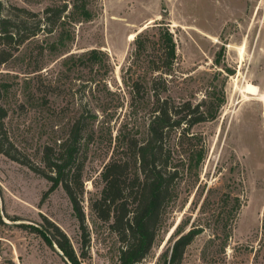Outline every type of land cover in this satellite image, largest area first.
<instances>
[{
  "label": "rangeland",
  "instance_id": "374dc122",
  "mask_svg": "<svg viewBox=\"0 0 264 264\" xmlns=\"http://www.w3.org/2000/svg\"><path fill=\"white\" fill-rule=\"evenodd\" d=\"M0 1L6 10L39 15L67 6L53 33L30 38L1 66L6 125L18 148L42 165L45 144L55 143L81 113L95 115L82 201L88 242L62 186L53 189L0 153V264H119L124 244L90 202L100 192L95 183L105 164L122 158L125 139L146 137L157 75L149 60L163 28L173 34L176 59L162 96L179 104L223 102L216 119L193 127L196 139L182 140L179 131L168 139L173 164L184 172L142 264H155L179 230L194 227L200 233L182 264H264V0ZM76 3L85 4L90 19L79 17ZM137 38L147 40L140 53ZM93 49L101 61L91 60ZM136 82L148 92H132ZM249 84L255 94L245 92ZM196 143L205 147V158L189 171ZM56 240L73 248L76 263Z\"/></svg>",
  "mask_w": 264,
  "mask_h": 264
},
{
  "label": "trees",
  "instance_id": "16d2710c",
  "mask_svg": "<svg viewBox=\"0 0 264 264\" xmlns=\"http://www.w3.org/2000/svg\"><path fill=\"white\" fill-rule=\"evenodd\" d=\"M79 17L90 19L91 12L84 5L74 4ZM66 5L50 6L39 15L27 8L6 6L0 1V73L1 66L10 62L20 47L41 32L53 33L62 23ZM35 18V19H34ZM160 48L154 53L149 65L156 76L151 81L154 105L148 123L146 137L129 136L125 139L122 158L110 160L100 172L99 194L91 199L90 206L97 219L109 222L124 244L120 251L119 264H142L149 256L158 233L165 220L166 208L177 196V185L184 169L173 164V148L168 142L175 131L182 140L196 139L192 129L201 122L218 117L223 98L214 104L206 101L193 104L191 100L176 103L172 98L162 96L167 91L165 74L172 70L176 59V43L172 32L163 28L159 37ZM147 40L137 38V52L146 47ZM100 54L93 49L88 55L91 60H100ZM8 84L0 79V153L17 161L45 177L53 189L62 186L68 194L81 228L88 231L83 210L85 192V167L90 143L94 140L90 111L81 113L69 124L64 134L55 143L43 146L42 165L18 148L6 125L8 108L5 96ZM132 92H148L142 82H136ZM205 158V147L196 143L190 149L188 170L198 168ZM200 233L194 227L188 231L179 230L171 245L157 258L155 264H182L186 248ZM72 263L77 262L71 246L56 240Z\"/></svg>",
  "mask_w": 264,
  "mask_h": 264
},
{
  "label": "bare ground",
  "instance_id": "6f19581e",
  "mask_svg": "<svg viewBox=\"0 0 264 264\" xmlns=\"http://www.w3.org/2000/svg\"><path fill=\"white\" fill-rule=\"evenodd\" d=\"M132 37H133V35H132ZM253 90H255V88H254V85H247V87H246V89H245V92L247 93V94H255L254 92H253ZM175 228V227H174Z\"/></svg>",
  "mask_w": 264,
  "mask_h": 264
}]
</instances>
